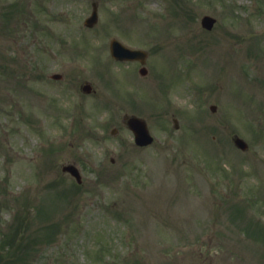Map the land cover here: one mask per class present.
Masks as SVG:
<instances>
[{
	"label": "rangeland",
	"instance_id": "374dc122",
	"mask_svg": "<svg viewBox=\"0 0 264 264\" xmlns=\"http://www.w3.org/2000/svg\"><path fill=\"white\" fill-rule=\"evenodd\" d=\"M0 145L3 264H264V0H0Z\"/></svg>",
	"mask_w": 264,
	"mask_h": 264
},
{
	"label": "water",
	"instance_id": "95a60500",
	"mask_svg": "<svg viewBox=\"0 0 264 264\" xmlns=\"http://www.w3.org/2000/svg\"><path fill=\"white\" fill-rule=\"evenodd\" d=\"M96 21H97V14L95 11L93 16L88 20V25L92 26L96 23ZM215 22H216L215 19L207 16L202 20V25L208 30H211ZM111 50L113 56L117 59L120 60L139 59L142 61V63H145V58H146L145 53L128 50L117 41L112 42ZM128 125L134 131L136 136V142L139 145H148L152 143L153 138L149 134L148 127L143 120L138 119L136 117H132L128 120ZM236 143L242 149L247 148V145L241 139H237ZM64 171L71 172L72 175L77 177L78 181L80 182V175L78 174V171L74 167L64 168Z\"/></svg>",
	"mask_w": 264,
	"mask_h": 264
},
{
	"label": "trees",
	"instance_id": "16d2710c",
	"mask_svg": "<svg viewBox=\"0 0 264 264\" xmlns=\"http://www.w3.org/2000/svg\"><path fill=\"white\" fill-rule=\"evenodd\" d=\"M15 233L16 234L7 237V239H8L9 242L14 243L13 244V247H14V249H13L14 257L13 258H15V252H19L20 251L19 248L22 249V247H23V249L26 250L27 252H28V250H30V251H33L34 250V248H32V244L33 243L35 244L34 240H30V242L28 243L29 246H28V244L24 245V243H17V240H18L17 239V236H18V233L19 232H17V230H16Z\"/></svg>",
	"mask_w": 264,
	"mask_h": 264
}]
</instances>
